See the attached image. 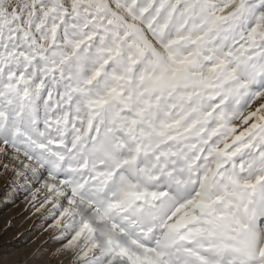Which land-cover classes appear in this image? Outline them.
I'll list each match as a JSON object with an SVG mask.
<instances>
[{"label":"snow or ice","instance_id":"1","mask_svg":"<svg viewBox=\"0 0 264 264\" xmlns=\"http://www.w3.org/2000/svg\"><path fill=\"white\" fill-rule=\"evenodd\" d=\"M0 155L74 264H264V0H0Z\"/></svg>","mask_w":264,"mask_h":264},{"label":"rangeland","instance_id":"2","mask_svg":"<svg viewBox=\"0 0 264 264\" xmlns=\"http://www.w3.org/2000/svg\"><path fill=\"white\" fill-rule=\"evenodd\" d=\"M3 163L0 155V264H74L70 253L60 252L47 210H35L31 194L13 184Z\"/></svg>","mask_w":264,"mask_h":264}]
</instances>
